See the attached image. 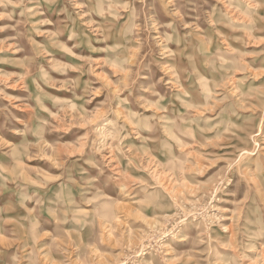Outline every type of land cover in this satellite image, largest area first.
I'll use <instances>...</instances> for the list:
<instances>
[{
  "label": "rangeland",
  "instance_id": "374dc122",
  "mask_svg": "<svg viewBox=\"0 0 264 264\" xmlns=\"http://www.w3.org/2000/svg\"><path fill=\"white\" fill-rule=\"evenodd\" d=\"M0 264H264V0H0Z\"/></svg>",
  "mask_w": 264,
  "mask_h": 264
}]
</instances>
